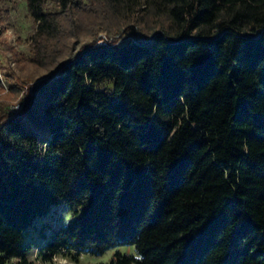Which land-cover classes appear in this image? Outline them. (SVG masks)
<instances>
[{
    "label": "trees",
    "instance_id": "1",
    "mask_svg": "<svg viewBox=\"0 0 264 264\" xmlns=\"http://www.w3.org/2000/svg\"><path fill=\"white\" fill-rule=\"evenodd\" d=\"M94 2L146 32L83 47L4 113L0 264H264V0H27L31 61Z\"/></svg>",
    "mask_w": 264,
    "mask_h": 264
},
{
    "label": "rangeland",
    "instance_id": "2",
    "mask_svg": "<svg viewBox=\"0 0 264 264\" xmlns=\"http://www.w3.org/2000/svg\"><path fill=\"white\" fill-rule=\"evenodd\" d=\"M82 5L72 10L63 21L64 34L54 44L58 57L55 60L51 58V60L42 63H34L31 61L33 55L30 51V39L36 26L28 11L27 0H0V20L3 27L0 32V124L8 118L3 117L7 109L13 113L21 109L23 101L27 100L31 93V86L37 80L48 77L60 62L70 58L83 47L93 43L112 42L122 45L132 37H142V34L146 32L141 28L138 29V34H133L132 29L127 26L130 21L105 13L102 3L94 2ZM49 7L55 8L51 3ZM128 24L133 25L135 22L131 21ZM18 104H20V108L16 109L15 106ZM66 216L63 208H60L45 219L55 227L58 225L59 219ZM49 233L47 228L46 235ZM119 248L129 253L135 252L132 246H120ZM115 250L116 248L110 249L104 255L98 256L80 254L78 260L59 253L54 258V264L108 262ZM29 257L32 260L37 258V247H34ZM37 264L43 263L37 261Z\"/></svg>",
    "mask_w": 264,
    "mask_h": 264
},
{
    "label": "built area",
    "instance_id": "3",
    "mask_svg": "<svg viewBox=\"0 0 264 264\" xmlns=\"http://www.w3.org/2000/svg\"><path fill=\"white\" fill-rule=\"evenodd\" d=\"M2 30H3V27H2V25H1V20H0V32H1ZM0 77H1V73H0ZM15 107H16V109H19V108H20V104L16 105Z\"/></svg>",
    "mask_w": 264,
    "mask_h": 264
}]
</instances>
